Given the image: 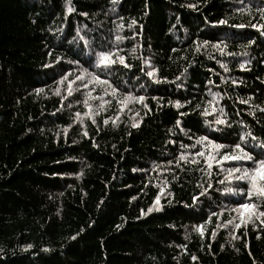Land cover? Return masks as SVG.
<instances>
[{
    "label": "trees",
    "instance_id": "trees-1",
    "mask_svg": "<svg viewBox=\"0 0 264 264\" xmlns=\"http://www.w3.org/2000/svg\"><path fill=\"white\" fill-rule=\"evenodd\" d=\"M260 8L264 0H0V264H264V217H241L233 211L240 202L223 192L244 189L236 192L244 199L248 182L228 183L226 169L253 163L229 161L221 171L213 162L207 176L204 157L194 154L214 151L212 143L191 147L202 135L228 145L220 154L234 143L256 144L239 140L246 132L264 140V35L231 26L264 24ZM220 19L228 24L214 26ZM205 40H223L233 55L201 47ZM109 51L115 63L96 66ZM152 68L159 82L146 75ZM128 93L146 100L118 103ZM212 94L225 125L204 123L218 111L200 115L211 112ZM74 108L87 117L75 119ZM262 151L253 150L256 159ZM182 153L187 159L179 161ZM209 181L198 196L197 184ZM249 202L264 211V197Z\"/></svg>",
    "mask_w": 264,
    "mask_h": 264
},
{
    "label": "snow or ice",
    "instance_id": "snow-or-ice-1",
    "mask_svg": "<svg viewBox=\"0 0 264 264\" xmlns=\"http://www.w3.org/2000/svg\"><path fill=\"white\" fill-rule=\"evenodd\" d=\"M113 2L114 3L118 2V0H113ZM205 2H206V0H205ZM146 3H147V0H146ZM188 7L195 8L196 5L189 4ZM258 10L261 13L260 20L264 21V8H260ZM69 11H71V9H69ZM241 11H243V10L241 9ZM146 14L147 13L145 12V15ZM212 23H213L214 26H216V25H227L228 21L225 20V19H220V20L214 21ZM133 24H136L135 20H132L131 23L128 25V27L129 28L132 27ZM231 26L235 27V28L251 27V28H254L257 31H259L261 35H264V31H260V29L262 27H264V24H257V23L249 22L247 25L241 23V24H234V25H231ZM141 27H143V26L141 25ZM133 35L135 36L136 33H133ZM115 39H116L117 42H120V41H122L124 39V37L116 36ZM205 45H210V47H212L213 49L218 50L221 54L233 55L232 53H225V48L223 46L224 45V41L223 40H220V41H217L216 43H211V44H210V42L208 40H205V41L202 42L201 47H203ZM196 50L199 51L200 49L197 48ZM100 55H101V58H99L96 61V66L103 65L104 67H109L110 64L115 63V61H111V60L108 59V57H110L112 55L111 51L103 52ZM117 58L119 59V62L124 65L125 68H130L131 67V65L125 63V60H124L123 56H119ZM60 59H61L60 57H57L56 58L57 62ZM145 63H147V61H145ZM45 67H50V65H45ZM220 67L223 68L225 72L228 71L227 65L221 63ZM240 68L243 70L244 69V64H241ZM85 71H87V70H85ZM141 71H144L143 67H141ZM155 72H156V69L152 68L151 70L146 72V75L150 79H153V82H159V81L154 79V73ZM83 74L84 73L82 72L81 76H77L76 79L80 80L81 77L83 76ZM89 75L91 76L92 74L89 73ZM181 75H183V73H181ZM67 76H68V73L65 72L64 75L60 77V81H63L64 79H66ZM94 79H96L97 81H99L100 83H103V84H107L108 83L107 81H101L98 76L94 77ZM179 79H180V76H177L176 80H179ZM223 79H224V77H221V80H223ZM163 80L167 81V77H164ZM60 81H58V83ZM73 83H74V81H71V80L68 81L67 94L69 96H71L73 94V92H72V84ZM89 83H92V80H89ZM212 83L213 82L211 80H208V84H212ZM232 83L236 84L237 82L235 80H233ZM83 87L87 88L88 84H84ZM176 87L179 89L181 87V85L177 83ZM36 91H37V93H39V92H42L43 89H37ZM112 91L116 92V89L113 88ZM56 94L59 95V89L58 88L56 90ZM218 95L219 94H212V102H214V106L212 107L211 112L209 111L208 108H205L200 113L201 116H209L213 112H217L218 111L219 115H217L214 120H212L211 122L208 121V120L204 121V123H206V124H208V123H212V124H215V125H225L226 124V119L221 118V117H226V113H225V110H224L223 107H218V105H219V100L217 99ZM152 99L153 100H157V97L153 96ZM248 99L250 100L251 97H249ZM129 100H135L137 102H141L142 103L143 101L146 100V97L145 96H132L131 93H128L127 96L124 98V100L118 101V103H121L123 105L124 103H126ZM167 103L169 105L177 108V109H180V108L184 107V104H182L180 102V100H175V101L169 100ZM241 103L247 104L248 100H242ZM61 104L63 105V98L61 100ZM85 106L88 107L87 101H85ZM143 107L145 109H148L149 111H151V109L148 108V104L147 103H144ZM200 107L201 106L199 104H197L195 106L196 109H199ZM121 110H123V108H121ZM261 111L264 112V109H261ZM85 114H87V113H85ZM187 114H188L187 112H179L178 116L179 117H183V116H186ZM76 115H77V117H79L80 113H77ZM92 123L95 124L96 123L95 120H93ZM107 123H108V119H105L104 120V124H107ZM113 123H115V121H113ZM139 123H140V121H136L135 123H133L132 126L133 127H138ZM175 124H176L177 128H180L181 120L179 118H177L176 121H175ZM70 126L71 125H69V127ZM64 131L66 133L67 132V128H65ZM180 131H184V129L180 128ZM83 134H84V136L88 135L87 132H84ZM185 134L187 135V133H185ZM249 137L251 138L252 141H256L257 143L256 144H249L247 146H242V143H234V144H232L230 146V151L224 152L223 154H220L219 150L223 149L225 147H228V145H225L223 143L211 142V141H209V138L207 136H203V135L200 136L196 140V144L191 145V147H193V148H195L197 145H200L201 147H207V144L205 143L206 141H208L209 143H212L214 151L208 152L207 154H205L204 151H197L194 154V156L204 157V161L203 162L206 165V167L204 169V172H205V175H207V176H211L212 175L213 162L217 166L220 167L221 171H225V169L223 168V164L225 162H229V161H251L253 163L254 167H252V168H247V167H244V168H241V167H229L228 169H226V171L228 173V177L226 178L228 183H231V181L233 179L236 180V181H247L248 182V187H247V190H246L247 194L244 197V202L238 203L237 204V208L233 209V211H238L239 209L255 210V209H257L259 207V204L250 203L249 201H251L254 196H256V197H264V185H261L260 187H257V177H259V179L261 181H264V151L256 154V155H259V156L262 157L260 159H256L255 156H254V152H253V150L255 148H257V147H259L260 149L264 150V140L258 141L257 137L255 135H253L251 132H246V133L240 135L239 136V140L241 142H244ZM93 146L96 147L97 145L94 143ZM183 147L185 149H187L189 147V145H183ZM217 156H218V158H217ZM186 159H187V156L184 153H182L178 157L179 161H184ZM194 162L197 163V164L200 163V161H196V160H194ZM169 163H171V161H169ZM133 171L135 172L136 169H133ZM219 183H224V181H219ZM212 186L213 185H212V183L210 181L208 182L207 187H205L204 185L198 183L197 187L201 189V191L199 192L198 196L206 195L208 190L210 188H212ZM244 191H245L244 189H236V190H234L232 187L223 188V192L224 193H234V192L243 193ZM160 192L162 194H164V189L161 188ZM165 195H171V194L170 193H166ZM198 196L194 195L192 197L193 205H195L197 203ZM159 201H160V195L157 194L155 199H154V204L156 205V210L157 211L161 210V206L159 204ZM186 207H191V206L190 205H186ZM151 211H153V208L149 207L148 212H151ZM212 215L213 216H217V213L213 212ZM260 217H264V211H259L258 215L256 216V219L259 220ZM210 219L211 218L209 217L208 219H206L204 221V223L210 222ZM261 224H264V221H261ZM221 226H223V225H221ZM235 227L239 228L240 225L237 224ZM253 228L255 229V225H253ZM196 229L199 230L201 236H203V230H202L203 229V223L200 224V225H197ZM212 235L215 236V229L212 230ZM74 238L75 237H73V239ZM235 238L239 239V237H235ZM257 239H259V233H257ZM26 247L27 248H31L32 245L29 244ZM221 247H223V245ZM44 251H47V249H44ZM191 258L193 260L196 259V257H194V256L191 257Z\"/></svg>",
    "mask_w": 264,
    "mask_h": 264
},
{
    "label": "rangeland",
    "instance_id": "rangeland-1",
    "mask_svg": "<svg viewBox=\"0 0 264 264\" xmlns=\"http://www.w3.org/2000/svg\"><path fill=\"white\" fill-rule=\"evenodd\" d=\"M71 70H73V69H71ZM76 88L79 90V91H85V89L83 88V85H82V83L81 82H79L78 84H77V86H76ZM76 99H78V100H80V101H82V97H78V98H76ZM73 111H74V117H75V119H77V120H80V119H83V118H85V117H87V116H85V117H77V113H76V108H74L73 109ZM238 213L241 215V217H243V218H245V219H251V220H257L256 219V216L258 215V213L255 211V210H244V209H239L238 210ZM260 219H261V217H260ZM259 219V220H260ZM259 220H257V221H259Z\"/></svg>",
    "mask_w": 264,
    "mask_h": 264
}]
</instances>
